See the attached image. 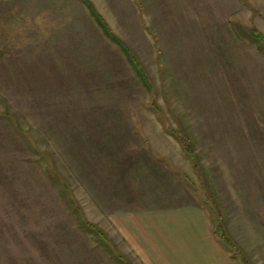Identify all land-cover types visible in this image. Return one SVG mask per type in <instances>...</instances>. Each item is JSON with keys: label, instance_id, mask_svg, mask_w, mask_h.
Listing matches in <instances>:
<instances>
[{"label": "rangeland", "instance_id": "1", "mask_svg": "<svg viewBox=\"0 0 264 264\" xmlns=\"http://www.w3.org/2000/svg\"><path fill=\"white\" fill-rule=\"evenodd\" d=\"M253 1L255 14L240 6L232 16L242 27L264 33V0ZM145 5L146 23L152 5ZM121 26L154 91L106 44L94 66L73 68L79 82L0 84V264H148L141 250L147 252L151 244H137L131 224L142 223L150 211L143 201L137 212L130 211L135 204L128 201L133 198L129 193L145 187L132 170L145 162L143 145L150 157L160 156L206 188L204 193L229 210L233 227L243 214L255 221V211L264 213V52L236 35L229 20L193 17L186 30H179L188 33L176 45L166 30L159 33L160 62L145 33L140 37ZM62 62L75 64H49ZM149 103L156 114L163 110L185 139L196 168ZM5 111L52 157L68 188L50 177ZM138 157L141 162L132 165ZM147 193L153 195L149 206H160L159 195ZM82 217L103 232L122 262L103 248L97 232L96 238L81 226ZM232 229L240 236L242 231ZM215 232L220 236V229ZM254 262L264 264L262 258Z\"/></svg>", "mask_w": 264, "mask_h": 264}, {"label": "crops", "instance_id": "2", "mask_svg": "<svg viewBox=\"0 0 264 264\" xmlns=\"http://www.w3.org/2000/svg\"><path fill=\"white\" fill-rule=\"evenodd\" d=\"M145 4L152 5L150 11L146 9V23L142 12ZM230 4L233 8L229 12ZM240 6L254 14L257 11L253 0H0V84L79 82L78 71L73 68L94 66L93 62L105 51V44L114 46L139 77L137 68L145 66L126 38L123 24L140 37L145 33L152 50L157 52L156 60L163 51L159 33L166 30L172 45H176L179 37L188 33L179 30L185 29L193 17L200 22L229 20L236 35L257 47L250 31L241 26L238 17L232 16L238 14ZM224 49L223 45L221 50ZM51 60H72L75 64L50 65ZM145 148L140 146V151H146L140 155L145 162L139 168L138 157L132 170L146 189L137 187L128 194L133 197L128 201L135 204L130 211L137 212L140 201L150 211L142 216V223L131 224L136 243L147 247L151 244L147 252L139 246L148 264H256L254 260L261 258L264 261V213L255 211V221L243 214L233 227L229 210L212 200L208 192L204 193L206 188L193 182L187 173V179L183 177L184 171L173 170L160 156L150 157ZM149 190L159 195L155 200L160 206H149L153 197L147 193ZM206 195L212 201L204 199ZM181 197H186V201L179 202ZM170 200L175 204L171 205ZM250 212L253 210L248 208ZM218 226L230 238L232 251L215 232ZM232 228H238L242 234H234Z\"/></svg>", "mask_w": 264, "mask_h": 264}, {"label": "trees", "instance_id": "3", "mask_svg": "<svg viewBox=\"0 0 264 264\" xmlns=\"http://www.w3.org/2000/svg\"><path fill=\"white\" fill-rule=\"evenodd\" d=\"M249 31H250V37L255 40L258 50L261 52H264V33L260 32L255 27H253ZM137 72H138V75L142 81L143 86L145 88H152L150 90L154 91V88L152 87L153 86L152 81L149 78V75L146 72V70L144 68L138 67ZM153 107H155V105H152L151 103H149V108L153 109ZM159 110H157L158 111L157 114L159 115V117H162V121L167 123L166 129L169 130V133L174 135L179 140V142L183 145L184 149L189 154V156H191L193 158V162H194L193 165L196 168V166H198V165H197V162L195 160V156L193 155V153H191V150H190L188 144L186 143L185 139L176 130H174L171 127L169 119L164 118V117H166V115L164 114L163 110H161V111H159ZM2 114L11 118L16 132L19 133L27 141L30 148L38 155V157H40L44 161L50 177L56 182V184L59 187H61L62 189L65 188L66 186H67L66 188H68L67 182L65 181L63 176L58 172V170L56 168L55 161L52 159V157L46 151L37 147V143H36L34 137L32 136V134L30 133V131L27 130L26 128H24L23 126H21L20 121L15 116L11 115L9 111H5V113H2ZM162 125L165 126V124H162ZM181 174L183 177H185L187 179L188 176L186 173L181 172ZM72 196H73V194H72ZM82 218H83V224L81 223V226L83 225L82 227L87 232L92 233L94 236L97 232L96 235L99 237L98 239H99V241H101L99 243L103 246V248L109 253V255L114 260L122 262L124 260V258L122 257V255H120V253L116 250V248L112 247L111 242L103 234V232L98 227L93 225L85 217H82ZM217 228L220 229V237L225 239V241L228 242L229 249H230V251H232L233 245H232V242L230 241V238L227 236L226 231H224L225 232L224 233L223 229L220 226H218ZM102 238H105L107 240V245H106L105 241L102 240Z\"/></svg>", "mask_w": 264, "mask_h": 264}]
</instances>
